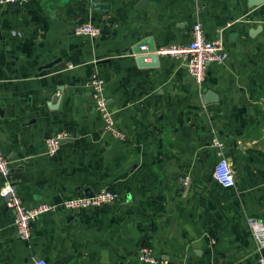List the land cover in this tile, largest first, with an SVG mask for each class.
Returning <instances> with one entry per match:
<instances>
[{"label":"crops","instance_id":"1","mask_svg":"<svg viewBox=\"0 0 264 264\" xmlns=\"http://www.w3.org/2000/svg\"><path fill=\"white\" fill-rule=\"evenodd\" d=\"M137 1L0 7V148L22 202L103 187L120 195L101 209L45 213L27 240L0 197V264H143L141 245L179 264H255L264 254L246 221L264 223V0ZM84 22L100 34H74ZM195 22L206 39L221 29L228 53L207 65L200 86L182 57L137 64L136 45H185ZM94 73L124 139L102 130ZM204 89L213 102H202ZM58 132L66 137L49 156L45 140ZM220 151L234 187L212 177Z\"/></svg>","mask_w":264,"mask_h":264},{"label":"built area","instance_id":"2","mask_svg":"<svg viewBox=\"0 0 264 264\" xmlns=\"http://www.w3.org/2000/svg\"><path fill=\"white\" fill-rule=\"evenodd\" d=\"M27 1L29 0H0V7H15ZM73 33L94 38L100 34V28L91 22H84L75 25L73 27ZM139 48L140 50H146L147 46L141 45ZM155 53L159 56L182 57L185 60L187 73L199 86L205 78L207 65L211 62L222 63L228 54L224 44L222 30L219 29L213 39H206L201 22H195L192 25L190 39L187 44L161 46L155 49ZM89 83L94 109L100 117L103 132L109 133L118 139H124V135L117 129L113 113L108 108L103 78L98 73H94L89 79ZM65 137V132H58L49 136L45 140L47 155H54L59 148L61 140ZM212 145L219 150L222 148V143L216 138L212 139ZM10 172L9 161L0 148V177H3L0 185V197L11 210L15 232L21 240H27L30 237L32 222L45 213L54 210L76 213L86 209H101L106 205L118 201L120 198L118 191L103 187L93 192L90 196L79 194L66 198L59 204L53 202H38L37 204L27 206L22 202L14 182L10 178H6ZM212 177L223 188L234 187L235 177L233 169L221 151L217 154L216 161L213 165ZM246 221L257 247L264 248L263 221L254 217H249ZM136 256L137 260L143 264H179L156 256L149 245L139 246ZM31 264L47 263L44 259L35 257ZM255 264H264L263 253L257 255Z\"/></svg>","mask_w":264,"mask_h":264},{"label":"water","instance_id":"3","mask_svg":"<svg viewBox=\"0 0 264 264\" xmlns=\"http://www.w3.org/2000/svg\"><path fill=\"white\" fill-rule=\"evenodd\" d=\"M251 1H252V5H257V4H260V3L263 2V0H260L259 2H256V1H258V0H250V2H251ZM143 2H144V0H138V1H137V4H136V7H139V5H140L141 3H143ZM254 29H255V28H254ZM141 45H146V46H147V49H146L145 51L140 50L139 47H140ZM155 49H156V47L154 46L153 41H152L151 38H148V39H146L143 43H139L138 45H136L135 48H134V50H135L136 53H138V57L136 58L137 64H138L139 66H145V65L150 66V67H152V66H156V65H157V62H158V56H159V55H157V54L155 53ZM147 57H149V58L151 59V61H150L149 63H146V62H145V59H146ZM54 63H56V61H52V62L48 63L45 67H50V66H52ZM203 92H204V93H203V96H202V102H203L204 104H207V103H209V102H213V98H214L213 92L210 91L209 89H204ZM211 100H212V101H211ZM63 139H64V138H63ZM63 139H62V140H63ZM62 140H61V141H62ZM11 177H13V173H10L6 178L9 179V178H11ZM0 180H3V177H0ZM92 194H93V192L85 193L86 196H90V195H92ZM53 200H54V203H55V204H59V203L61 202L60 197H54Z\"/></svg>","mask_w":264,"mask_h":264}]
</instances>
